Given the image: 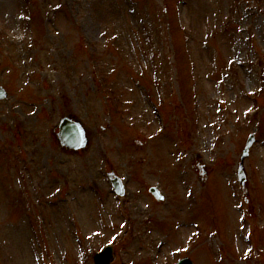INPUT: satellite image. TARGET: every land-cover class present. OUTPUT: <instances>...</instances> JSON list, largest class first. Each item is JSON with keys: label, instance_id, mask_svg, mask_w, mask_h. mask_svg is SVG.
<instances>
[{"label": "rangeland", "instance_id": "374dc122", "mask_svg": "<svg viewBox=\"0 0 264 264\" xmlns=\"http://www.w3.org/2000/svg\"><path fill=\"white\" fill-rule=\"evenodd\" d=\"M0 85V264H264V0H0Z\"/></svg>", "mask_w": 264, "mask_h": 264}, {"label": "water", "instance_id": "95a60500", "mask_svg": "<svg viewBox=\"0 0 264 264\" xmlns=\"http://www.w3.org/2000/svg\"><path fill=\"white\" fill-rule=\"evenodd\" d=\"M5 96V91L0 87V98ZM58 130L55 132L60 146L68 151L77 152L82 149H86L88 146V137L86 130L81 121L74 118L73 116H64L60 119V122L55 126ZM253 135H251L244 146L241 161L239 163L238 176L240 178L241 184L245 185L246 174L243 168V159L247 156L251 141H253ZM116 189L119 193H123V187L120 180L117 177L112 179ZM150 191L158 199H161L162 195L156 187H149ZM112 257L111 248L108 246L100 253L95 255V264H109ZM124 264V263H122ZM175 264H193V261L189 257H183Z\"/></svg>", "mask_w": 264, "mask_h": 264}]
</instances>
